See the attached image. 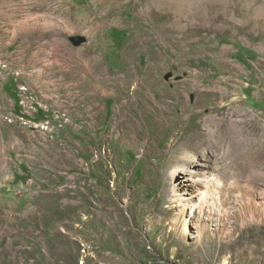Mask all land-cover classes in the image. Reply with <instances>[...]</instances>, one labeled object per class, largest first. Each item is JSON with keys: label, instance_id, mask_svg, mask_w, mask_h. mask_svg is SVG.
<instances>
[{"label": "rangeland", "instance_id": "obj_1", "mask_svg": "<svg viewBox=\"0 0 264 264\" xmlns=\"http://www.w3.org/2000/svg\"><path fill=\"white\" fill-rule=\"evenodd\" d=\"M0 264H264V0H0Z\"/></svg>", "mask_w": 264, "mask_h": 264}, {"label": "bare ground", "instance_id": "obj_2", "mask_svg": "<svg viewBox=\"0 0 264 264\" xmlns=\"http://www.w3.org/2000/svg\"><path fill=\"white\" fill-rule=\"evenodd\" d=\"M206 195H207V193H201V195H200V202H199V204L202 206L203 204H204V202H205V197H206ZM187 225H188V223H187V221L185 222V224H184V232H186L187 231ZM200 236V235H199Z\"/></svg>", "mask_w": 264, "mask_h": 264}, {"label": "trees", "instance_id": "obj_3", "mask_svg": "<svg viewBox=\"0 0 264 264\" xmlns=\"http://www.w3.org/2000/svg\"><path fill=\"white\" fill-rule=\"evenodd\" d=\"M242 61H244V60H242Z\"/></svg>", "mask_w": 264, "mask_h": 264}]
</instances>
